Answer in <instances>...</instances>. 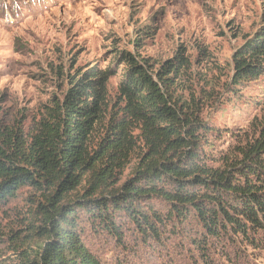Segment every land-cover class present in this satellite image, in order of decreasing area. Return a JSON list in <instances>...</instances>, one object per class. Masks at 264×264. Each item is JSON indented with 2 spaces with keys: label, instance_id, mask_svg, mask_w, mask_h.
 Wrapping results in <instances>:
<instances>
[{
  "label": "trees",
  "instance_id": "trees-1",
  "mask_svg": "<svg viewBox=\"0 0 264 264\" xmlns=\"http://www.w3.org/2000/svg\"><path fill=\"white\" fill-rule=\"evenodd\" d=\"M135 40V51L116 54L125 67L114 100V71L91 66L68 77L33 132L0 121V208L22 187L43 193L34 202L41 224L28 227L37 249L23 254L22 264H100L80 237V210L113 234L120 228L109 215L122 212L150 237H158L162 223L194 218L203 236L237 235L254 246L261 234L264 243V117L240 156L209 166L200 153L208 131L201 110L178 93L189 63L184 49L158 62L142 56ZM232 66L233 85L264 75V25L233 52ZM151 201L166 211L145 210Z\"/></svg>",
  "mask_w": 264,
  "mask_h": 264
},
{
  "label": "rangeland",
  "instance_id": "rangeland-1",
  "mask_svg": "<svg viewBox=\"0 0 264 264\" xmlns=\"http://www.w3.org/2000/svg\"><path fill=\"white\" fill-rule=\"evenodd\" d=\"M263 25L264 0H0V121L33 132L68 77L91 66L114 71L108 81L114 100L125 67L116 54L135 51L139 38V53L158 62L184 49L189 63L178 93L195 100L207 126L200 153L209 166L222 167L240 156L264 117V75L236 85L231 80L233 52ZM146 28L150 33L141 35ZM134 163L119 174L120 182ZM42 194L22 187L0 208V264H22V255L37 249L28 227L41 224L34 202ZM143 206L167 209L159 201ZM79 215L80 237L100 264H264L261 234L254 246L237 235L212 239L191 218L162 223L155 238L142 236L122 212H111L120 228L113 234L83 210Z\"/></svg>",
  "mask_w": 264,
  "mask_h": 264
}]
</instances>
